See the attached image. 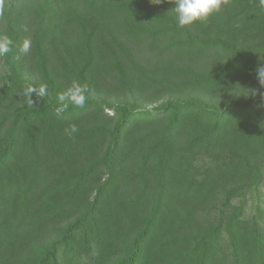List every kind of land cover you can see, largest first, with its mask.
Returning a JSON list of instances; mask_svg holds the SVG:
<instances>
[{"label": "trees", "instance_id": "obj_1", "mask_svg": "<svg viewBox=\"0 0 264 264\" xmlns=\"http://www.w3.org/2000/svg\"><path fill=\"white\" fill-rule=\"evenodd\" d=\"M172 7L0 0V264H264V8Z\"/></svg>", "mask_w": 264, "mask_h": 264}, {"label": "clouds", "instance_id": "obj_2", "mask_svg": "<svg viewBox=\"0 0 264 264\" xmlns=\"http://www.w3.org/2000/svg\"><path fill=\"white\" fill-rule=\"evenodd\" d=\"M153 4H160L162 0H151ZM173 7L170 10L174 14L176 23L180 27L192 26L197 22H205L213 14L219 13L229 3V0H167ZM259 6L264 8V0H259ZM12 41L4 38L0 39V56L7 55L12 49ZM31 48V41L26 39L23 41L20 51L27 54ZM256 77L261 89H264V65L257 67ZM87 87L77 81H72L63 92L58 95L59 101L66 102L56 109L57 114L67 110L71 104L77 108H83L86 104ZM253 95L256 90H252ZM264 97V91L259 93ZM66 135L71 137L78 132V127L75 124L64 129Z\"/></svg>", "mask_w": 264, "mask_h": 264}, {"label": "rangeland", "instance_id": "obj_3", "mask_svg": "<svg viewBox=\"0 0 264 264\" xmlns=\"http://www.w3.org/2000/svg\"><path fill=\"white\" fill-rule=\"evenodd\" d=\"M0 70H1V62H0ZM258 201L264 207V184H263V186L259 190V193H258ZM253 202L254 201L249 200V204H248V207H247V213H246V215H248V214L251 213V209H252Z\"/></svg>", "mask_w": 264, "mask_h": 264}]
</instances>
